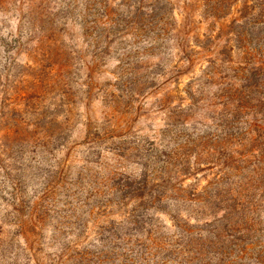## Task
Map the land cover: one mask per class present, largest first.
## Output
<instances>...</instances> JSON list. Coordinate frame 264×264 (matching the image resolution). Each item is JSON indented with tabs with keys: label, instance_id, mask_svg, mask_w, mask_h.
<instances>
[{
	"label": "trees",
	"instance_id": "16d2710c",
	"mask_svg": "<svg viewBox=\"0 0 264 264\" xmlns=\"http://www.w3.org/2000/svg\"><path fill=\"white\" fill-rule=\"evenodd\" d=\"M168 5V0H62L58 11L18 20L30 60L22 66L11 103L22 116L23 142L39 145L54 163L47 164L46 155L40 156L37 201L26 203L18 225L22 244L15 250L9 244L1 247L0 264H239L252 250L243 242L256 229L259 207L247 194L254 189L264 193L263 30L250 39L253 46L242 44L243 31L235 34L239 62L231 61L232 50L221 49L205 61L199 79L182 91L188 96L183 106L187 110L204 102L199 120L206 119L207 124L195 121L200 129L193 127L191 132L174 128L177 118H183V128L189 126L181 106L168 110V124L148 148H129L139 152L138 174L125 172L120 161L127 162L128 154L114 149L112 164L100 155L97 177L88 176L84 183L81 173L73 180L66 164L51 153L54 142L63 147L59 140L68 128L72 107L67 60L77 52L63 38L70 36L71 26L93 49L92 61L83 64L88 74L79 85V93L87 98L96 87L92 78L109 46L113 41L119 45V74L112 87L121 95L106 91L103 96L117 108L119 98H139L149 80L136 78L139 61L147 53L166 49L172 22ZM245 7L250 10L243 18L246 24L264 26V0ZM220 13L212 6L208 11L213 19ZM31 42L34 46H29ZM184 44L182 54L187 51ZM175 93L180 96L179 88ZM51 99L55 102L48 103ZM60 113L63 122L58 120ZM91 127L97 140L118 138L110 127ZM199 173H208L203 177L205 186H199ZM157 215L169 218L172 232L161 231ZM204 215L210 222H204L203 229L198 220ZM47 222L53 225L48 239L42 232ZM90 234L94 240L85 242Z\"/></svg>",
	"mask_w": 264,
	"mask_h": 264
},
{
	"label": "rangeland",
	"instance_id": "374dc122",
	"mask_svg": "<svg viewBox=\"0 0 264 264\" xmlns=\"http://www.w3.org/2000/svg\"><path fill=\"white\" fill-rule=\"evenodd\" d=\"M223 1L168 0L167 9L170 11L172 22L169 27L171 35L165 43L166 49L147 53L139 61L141 65H138L141 69L138 70L136 78L149 77V80L139 98L136 96L132 100L128 97L119 98L117 108L107 103L110 101H105L103 96L106 91L115 97L121 95L112 87L116 84L115 78L119 74L118 50L116 51L119 45L113 41V45L109 46L110 49L103 61L105 66L100 65L99 70L95 72L92 80L96 87L90 98H87L79 93V90H82L79 85L84 80V75L88 74L83 69V64H89L92 61L93 49L85 46L84 41L80 40L78 28L75 25L71 26L70 36L68 35L70 40H68L69 37L63 38L66 44L72 45L71 49L77 52V55L67 60L71 66L72 107L68 113V128L59 140L63 147L57 146L54 142L50 149L56 160L66 164V167L70 169L73 180L77 179V173L82 174L84 183L89 182L88 176L97 177L96 173L102 167L98 157L104 156L107 163L112 164L114 158L111 152L114 149L118 154H128L127 162L120 161L123 163L125 172L138 174L142 164L139 157H136L139 152L128 150L140 145L145 149L148 148V142L163 132L168 124L166 118L168 110L182 106V116L188 117L186 123L189 126L183 128V118H177L174 128L187 129L191 132L193 127L200 129V126L194 125L193 122L207 124L206 119L199 120L202 114L200 109L204 102L199 103L198 109L187 110L183 106L188 104V96L182 91H185L191 80L199 79L200 70L206 66L205 61L221 49L226 47L232 50L231 61L234 64L239 62L240 54L236 49L238 44L235 42V34L243 31V37L246 39L242 44L253 46L250 39H255L261 30L264 31V26L247 25V20H243L247 14H250V10L245 6H255L260 0H225L224 3ZM60 5L62 0H0V248H6L9 244L15 250L22 244L18 225L22 216H25L26 203L31 204L37 201L40 186H38L36 169L40 156L46 155L47 164L54 163L53 158L39 145L34 146L32 143L23 142L22 116L16 105L11 103V98L15 97L14 92L17 93L19 87L22 66L28 64L30 60L22 46L20 35L23 27L18 20L28 14L35 17L43 12L51 14L58 11ZM211 6L221 11L215 19L208 15ZM125 40L128 41V38ZM33 44L34 42H31L29 46H34ZM183 44L187 49L185 54L181 53L184 49ZM153 86L158 87L153 88ZM176 88H179L180 96L176 95ZM136 92L138 91L134 90L133 93ZM58 99L67 103L63 98ZM53 102H55L53 99L48 101V103ZM63 119L60 113L59 122H63ZM90 125L91 128L110 127L115 130L118 138L97 140L92 136L95 133L94 130L88 129ZM252 150L251 146L247 147L248 152ZM106 151H109V154ZM207 175L208 173L197 175L200 187L205 186L203 177ZM186 184H189V181H186ZM247 197L257 202L259 207L254 219L256 229L250 237H247L249 239L246 238L247 240L243 242L244 246L250 245L252 250L247 251V255L238 263L264 264V193L254 189L247 194ZM93 204L94 200H90V205ZM131 204L129 203V208ZM155 217L161 231L165 233L173 231L167 216ZM199 218L198 221L202 224L199 227L204 229L203 223L210 222V217L204 215ZM51 226H53L52 222H47L42 231L47 239L52 235ZM89 228H92L91 224ZM91 240L93 241L94 237L90 234V238L86 237L84 241ZM232 254L235 256L237 252L232 249Z\"/></svg>",
	"mask_w": 264,
	"mask_h": 264
}]
</instances>
